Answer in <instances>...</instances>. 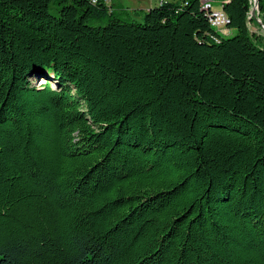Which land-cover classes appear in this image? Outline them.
<instances>
[{
  "label": "trees",
  "instance_id": "16d2710c",
  "mask_svg": "<svg viewBox=\"0 0 264 264\" xmlns=\"http://www.w3.org/2000/svg\"><path fill=\"white\" fill-rule=\"evenodd\" d=\"M251 6L0 0V264H264Z\"/></svg>",
  "mask_w": 264,
  "mask_h": 264
},
{
  "label": "rangeland",
  "instance_id": "374dc122",
  "mask_svg": "<svg viewBox=\"0 0 264 264\" xmlns=\"http://www.w3.org/2000/svg\"><path fill=\"white\" fill-rule=\"evenodd\" d=\"M161 0H108V3L111 4L113 3V8L115 9V12L117 15L127 18L128 20H136V21H143V16L141 14H136V13H142L143 10H147L150 7L155 6L158 4ZM252 1V6H251V18H255L258 24L261 26V19L259 18V6L255 11V14H252V10L255 8V0ZM214 9H220L221 5L218 2H215L213 4ZM261 21V23L259 22ZM249 27L251 31L257 33V34H262V29L258 27L254 22L249 23ZM262 28L263 25L261 26ZM221 32L224 31V34L226 37L227 36H233L236 34L237 30L234 28H230L229 30L227 28H224L223 30L220 28L219 29ZM44 82V81H43ZM37 84H40V81L36 82ZM55 87V86H54Z\"/></svg>",
  "mask_w": 264,
  "mask_h": 264
},
{
  "label": "built area",
  "instance_id": "2783aa9c",
  "mask_svg": "<svg viewBox=\"0 0 264 264\" xmlns=\"http://www.w3.org/2000/svg\"><path fill=\"white\" fill-rule=\"evenodd\" d=\"M206 8H212V14L210 16V21L214 26H216L218 29H224L227 25V15L222 14V9H214V7H211L209 3L206 4Z\"/></svg>",
  "mask_w": 264,
  "mask_h": 264
},
{
  "label": "water",
  "instance_id": "95a60500",
  "mask_svg": "<svg viewBox=\"0 0 264 264\" xmlns=\"http://www.w3.org/2000/svg\"><path fill=\"white\" fill-rule=\"evenodd\" d=\"M258 6H259V0H255V8L252 10V14H255V11L258 8ZM259 22L261 23V21H259ZM263 27H264V25H263Z\"/></svg>",
  "mask_w": 264,
  "mask_h": 264
},
{
  "label": "bare ground",
  "instance_id": "6f19581e",
  "mask_svg": "<svg viewBox=\"0 0 264 264\" xmlns=\"http://www.w3.org/2000/svg\"><path fill=\"white\" fill-rule=\"evenodd\" d=\"M222 14H225V13L222 11Z\"/></svg>",
  "mask_w": 264,
  "mask_h": 264
}]
</instances>
